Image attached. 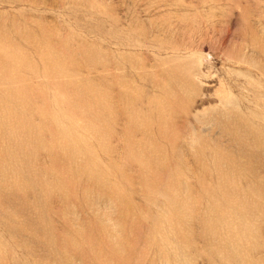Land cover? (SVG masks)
<instances>
[{
  "label": "rangeland",
  "instance_id": "obj_1",
  "mask_svg": "<svg viewBox=\"0 0 264 264\" xmlns=\"http://www.w3.org/2000/svg\"><path fill=\"white\" fill-rule=\"evenodd\" d=\"M0 264H264V0H0Z\"/></svg>",
  "mask_w": 264,
  "mask_h": 264
},
{
  "label": "bare ground",
  "instance_id": "obj_2",
  "mask_svg": "<svg viewBox=\"0 0 264 264\" xmlns=\"http://www.w3.org/2000/svg\"><path fill=\"white\" fill-rule=\"evenodd\" d=\"M65 133V132H64ZM64 135V134H63ZM69 135H71V134H69ZM239 223H241V221L239 222ZM235 224V223H234ZM245 230V229H244ZM68 240V239H67Z\"/></svg>",
  "mask_w": 264,
  "mask_h": 264
}]
</instances>
